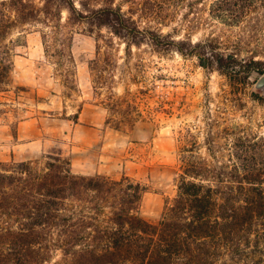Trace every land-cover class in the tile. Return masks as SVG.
<instances>
[{
	"label": "trees",
	"instance_id": "obj_1",
	"mask_svg": "<svg viewBox=\"0 0 264 264\" xmlns=\"http://www.w3.org/2000/svg\"><path fill=\"white\" fill-rule=\"evenodd\" d=\"M198 3L0 0V94L9 85L15 45L26 26L45 27L47 47L59 42L58 54L72 63L68 28L84 21L108 29L129 52L143 45L169 52L175 41L163 32L165 23L175 18L174 9ZM208 5L212 19L241 29L236 53L215 52L209 39L189 41L191 54L204 68L234 71L241 84L252 87L249 79L264 74V61L249 51L250 43L264 39V0ZM130 111L127 104L121 112ZM235 139L228 157L211 155L227 157L220 165L190 150L183 153L177 194L156 224L140 215L146 190L139 183L77 174L61 149L41 163L0 162V264H264V135Z\"/></svg>",
	"mask_w": 264,
	"mask_h": 264
},
{
	"label": "rangeland",
	"instance_id": "obj_2",
	"mask_svg": "<svg viewBox=\"0 0 264 264\" xmlns=\"http://www.w3.org/2000/svg\"><path fill=\"white\" fill-rule=\"evenodd\" d=\"M209 2L174 9L175 18L163 27L175 41L169 52L149 45L129 52L108 29L84 21L68 28L72 63L58 54L59 42L47 47L45 27H24L0 94V162L41 163L61 149L77 174L139 183L146 190L140 215L158 223L177 194L185 151L220 165L236 137L264 135V96L241 84L234 71L204 68L191 54L189 41L209 39L215 52L236 53L241 29L212 19ZM249 51L264 61V39L250 43ZM127 104L128 115L121 112ZM29 121L34 125L25 126Z\"/></svg>",
	"mask_w": 264,
	"mask_h": 264
},
{
	"label": "water",
	"instance_id": "obj_3",
	"mask_svg": "<svg viewBox=\"0 0 264 264\" xmlns=\"http://www.w3.org/2000/svg\"><path fill=\"white\" fill-rule=\"evenodd\" d=\"M254 90L264 96V74L254 84Z\"/></svg>",
	"mask_w": 264,
	"mask_h": 264
},
{
	"label": "crops",
	"instance_id": "obj_4",
	"mask_svg": "<svg viewBox=\"0 0 264 264\" xmlns=\"http://www.w3.org/2000/svg\"><path fill=\"white\" fill-rule=\"evenodd\" d=\"M34 125V123L32 121H29V122H25V126H32ZM32 132V131H31ZM39 132L35 133V135L33 134V136H38ZM36 141H33V142H30L29 146H33V143H35ZM31 148V147H30Z\"/></svg>",
	"mask_w": 264,
	"mask_h": 264
}]
</instances>
